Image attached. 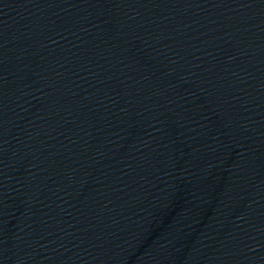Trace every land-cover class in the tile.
Segmentation results:
<instances>
[{"label":"water","instance_id":"95a60500","mask_svg":"<svg viewBox=\"0 0 264 264\" xmlns=\"http://www.w3.org/2000/svg\"><path fill=\"white\" fill-rule=\"evenodd\" d=\"M0 264H264V0H0Z\"/></svg>","mask_w":264,"mask_h":264}]
</instances>
